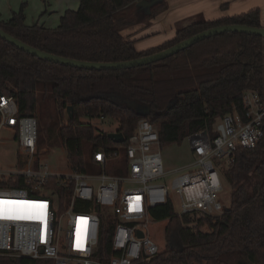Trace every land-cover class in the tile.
Instances as JSON below:
<instances>
[{
  "label": "trees",
  "instance_id": "obj_1",
  "mask_svg": "<svg viewBox=\"0 0 264 264\" xmlns=\"http://www.w3.org/2000/svg\"><path fill=\"white\" fill-rule=\"evenodd\" d=\"M139 1L79 0L77 9L65 10L53 28L26 25L20 8L7 20L0 16V27L54 54L120 61L151 54L220 24L261 26L258 9L181 27L177 23L174 38L138 50L137 40L131 39L127 30L138 24L149 25L167 7L165 0H159L147 12L137 5ZM247 90L264 97V37L255 34L225 32L156 62L101 70L43 60L0 38V95L12 96L20 115L52 120L50 136L57 131L69 165L79 171L99 168L93 161L97 150H118L121 157L141 119L156 124L161 147L179 143L200 129L213 135L218 118L243 113L242 97ZM128 101L136 102L144 111ZM93 120L117 122L116 131L126 140L113 142ZM86 149L90 155L85 154ZM219 170L230 187L229 207L220 215L196 218L207 230L188 226L190 216H178L171 202L152 208L156 221L166 220L164 247L149 259L133 264H264V135L254 147L236 150L233 161L219 166ZM110 230L104 220L99 241L102 261L112 255ZM0 264L53 262L0 253Z\"/></svg>",
  "mask_w": 264,
  "mask_h": 264
},
{
  "label": "built area",
  "instance_id": "obj_2",
  "mask_svg": "<svg viewBox=\"0 0 264 264\" xmlns=\"http://www.w3.org/2000/svg\"><path fill=\"white\" fill-rule=\"evenodd\" d=\"M242 106L243 113L218 118L213 135L206 129L188 134L191 160L172 171L164 169L156 124L141 119L121 157L118 150L100 149L93 153L97 170L71 167L70 173L55 174L47 163L32 161L38 142L36 117L20 115L15 99L0 95V130L11 132L19 154L29 160L19 167L16 151L15 164L0 167V181L6 182L0 184V253L53 264H133L149 259L160 250L149 228L159 223L151 209L172 203L163 180L170 172H179L170 188L179 197L177 215L191 218L188 226L196 228V218L224 212L218 200L223 178L219 166H228L236 150L254 147L264 135V97L247 90ZM6 151L12 152L9 145ZM104 220L111 227L112 255L102 261Z\"/></svg>",
  "mask_w": 264,
  "mask_h": 264
},
{
  "label": "rangeland",
  "instance_id": "obj_3",
  "mask_svg": "<svg viewBox=\"0 0 264 264\" xmlns=\"http://www.w3.org/2000/svg\"><path fill=\"white\" fill-rule=\"evenodd\" d=\"M79 0H0V13L2 17H10L12 12L19 11L22 8L27 23L38 22L51 28L56 27L59 23V17L65 10L77 9ZM143 9V8H141ZM205 19L202 14H191L185 19L178 21V26H184L195 21ZM46 97V96H45ZM135 108L143 111V108L134 101H128ZM41 116H39L40 118ZM38 122V142L37 150L33 160H40V162L47 163L49 171L55 174H67L71 171L67 159V151L59 143L58 133L54 132L52 136L49 134L52 120L43 119ZM94 124L104 132L116 131L117 122L104 123L99 120H93ZM218 123V119L214 125ZM6 145L11 148V153L6 151ZM17 144L12 139L11 132L5 129L0 130V167L7 169L10 165H13L17 157L16 162L19 167L23 164L22 161H29L27 157L19 154ZM122 151V147H120ZM161 155L163 159L164 169L172 171L176 167L184 166L191 160V150L187 140H182L179 143H170L161 147ZM85 154L90 155L89 149H86ZM15 164V163H14ZM179 172H170L163 180L169 187V195L172 201L173 209L176 213L180 212V201L178 195L170 188L171 179ZM222 190L218 195V200L224 206V209L229 207L230 204V187L229 184L222 178ZM166 224V220L159 221V223H151L149 228L155 243L159 248H163L165 241L163 236V228ZM201 230H207V226L199 225Z\"/></svg>",
  "mask_w": 264,
  "mask_h": 264
},
{
  "label": "crops",
  "instance_id": "obj_4",
  "mask_svg": "<svg viewBox=\"0 0 264 264\" xmlns=\"http://www.w3.org/2000/svg\"><path fill=\"white\" fill-rule=\"evenodd\" d=\"M167 7L164 11L151 19L149 25L138 24L127 30L131 39H136L138 50H145L174 38L176 24L191 14H202L204 20H215L246 13L258 9L261 26H264V0H165ZM65 12V11H64ZM63 13L60 15V17ZM7 20L10 17H2ZM59 17V19H60ZM60 21V20H59ZM38 22L27 23L32 25ZM59 24V23H58ZM44 27L46 26L41 23Z\"/></svg>",
  "mask_w": 264,
  "mask_h": 264
},
{
  "label": "water",
  "instance_id": "obj_5",
  "mask_svg": "<svg viewBox=\"0 0 264 264\" xmlns=\"http://www.w3.org/2000/svg\"><path fill=\"white\" fill-rule=\"evenodd\" d=\"M157 1L159 0H140L137 5L140 8H143L144 11L148 12L149 8ZM225 32H240L245 34H255L264 37V26H252V25L239 24V23L220 24L201 30L189 37H186L174 43L173 45L167 48L161 49L151 54L143 55L138 58L120 60V61H90V60L76 59V58L54 54L36 48L20 40L19 38L3 30L1 27H0V38L12 44L13 46L17 47L18 49L43 60L51 61L66 66L76 67V68L101 70V69L132 68L135 66L156 62L158 60H162L166 57H169L179 52L180 50H183L195 44L200 40ZM70 110L71 107L68 106L66 111L68 112L69 117L72 116ZM107 137L116 143H122L124 141V135L122 134V132H118V131L108 132ZM138 234L141 236L142 232H138Z\"/></svg>",
  "mask_w": 264,
  "mask_h": 264
}]
</instances>
